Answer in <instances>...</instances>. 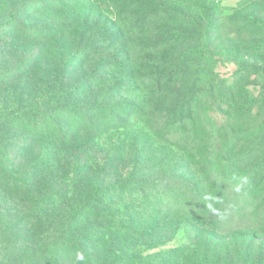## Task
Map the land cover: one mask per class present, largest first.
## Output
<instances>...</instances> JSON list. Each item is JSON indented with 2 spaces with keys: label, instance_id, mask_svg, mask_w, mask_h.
Masks as SVG:
<instances>
[{
  "label": "trees",
  "instance_id": "1",
  "mask_svg": "<svg viewBox=\"0 0 264 264\" xmlns=\"http://www.w3.org/2000/svg\"><path fill=\"white\" fill-rule=\"evenodd\" d=\"M31 8L19 31L0 37L1 47H23L28 66L16 76L35 78L43 90L30 109L21 106V94L10 97L17 109L0 117V177L7 164V173L22 177L30 216L57 232L30 264H219L218 256L188 254V244L163 248L179 231L201 229L198 205L215 209L224 200L216 172L249 190L251 200H262L258 205L264 202V88L254 95L240 73L226 85L224 101L212 95L181 103L182 90L172 89L181 60L192 53L204 59L208 48V58L222 53L223 35H204L200 18L165 0H51L47 9L37 3ZM62 9L68 24L56 15ZM59 34L81 50L67 58ZM105 37L119 42L107 65L96 63L109 53L97 47ZM246 45L238 50L247 52ZM77 55L78 65L70 67ZM3 86L8 79L0 81ZM217 110L216 125L204 124V115ZM176 113L180 119L186 114L192 126L190 161L165 136L155 137L158 120L175 119ZM124 158L130 172L110 180L106 164ZM147 172L157 177L139 176Z\"/></svg>",
  "mask_w": 264,
  "mask_h": 264
},
{
  "label": "rangeland",
  "instance_id": "2",
  "mask_svg": "<svg viewBox=\"0 0 264 264\" xmlns=\"http://www.w3.org/2000/svg\"><path fill=\"white\" fill-rule=\"evenodd\" d=\"M50 1L0 0V23L7 20L11 14H15L14 23L0 29L1 39L8 37L12 28L20 30L21 18L31 14L34 3H37L39 10L42 11L49 7ZM52 1L56 4L61 2V0ZM165 1L168 5H175L179 10L200 18L204 23V35L206 33L223 35L220 40L221 48L218 49L222 53H214L208 58L206 51L211 49L208 48L204 49L206 53L204 59H196L194 57L196 54L192 53L185 60H181L172 88L182 90L178 94L179 97L177 96L181 103L184 101L188 104L195 99L204 100L212 95L221 99L220 96L227 91L226 85L235 82L240 73L246 75L244 82L248 83L252 93L261 94L260 89L264 88V0H179L178 5L172 0ZM62 11L56 15L59 14L68 24L66 11L63 9ZM111 17L106 21V26L113 25L114 19L113 16ZM194 27L197 31L201 30V27L195 25ZM245 35L249 37L241 40ZM59 36L61 47L65 50L67 58L70 53L81 50L75 47L76 42L69 36L60 34ZM107 39V37L103 38L106 40L105 44L97 47L102 49L101 51L108 49L109 53L103 54L96 63L103 61L107 65L115 60L116 54L111 57L107 55L117 51L115 45L119 42L112 38ZM227 43L228 45H225ZM242 45H246L247 52L251 54L243 49L238 50V47ZM21 49H23L21 45H16L14 48L0 46V81L8 79V86L0 87V117L10 116V113L16 111L17 105H14L12 101L13 97L19 94H21L23 100L21 106L24 109L33 108L43 99V90L32 81L35 78L31 80L28 77L16 76L17 73L24 74L28 66L27 59H21ZM224 54L229 57V60L224 57ZM79 59L80 55L74 57L70 67L77 66ZM46 62L50 64L49 59H46ZM31 76L35 77L39 74ZM140 79L146 83L152 81L149 77ZM193 80H196L197 85L193 84ZM114 81L117 82L118 79ZM7 99L10 102H7ZM221 100L224 101L225 98ZM218 113V110L214 113H206L203 118L204 124L216 125L219 121L216 116ZM208 116L211 117L208 119ZM158 121V134L155 137L159 139L165 136V143L172 145L175 151L180 153L184 151L187 156L186 152L189 151L192 143H196V140L186 114L181 119L180 114L176 113L175 119L161 118ZM98 157L99 160L103 159L101 153H98ZM8 159V157L4 158V160ZM186 159L189 160L188 156ZM106 162L103 161V163ZM8 166L7 164L4 177H0V264H30L33 256L38 255L42 246L49 244L52 236L57 232L54 225L49 228L44 224L39 226L30 216V196L25 191L28 184L25 185L22 177H17L18 174L14 176L7 173L6 171L10 169ZM106 171L110 180L122 178L130 172V161L126 158L116 159L106 164ZM143 175L148 178L157 177L156 172L139 174L140 177ZM216 179L222 186L224 200L215 209L198 205L195 212L200 215L201 229L179 231L163 249L188 244L190 246L187 249L188 254L192 255L194 252L197 259L218 256L219 264L229 262L264 264V202L258 205L262 200L259 199L257 202L251 200L249 190L240 191V184L234 186L231 180L223 179L221 172H216ZM13 185L19 187L16 193L10 191V186ZM51 215L49 221H52L55 214Z\"/></svg>",
  "mask_w": 264,
  "mask_h": 264
}]
</instances>
